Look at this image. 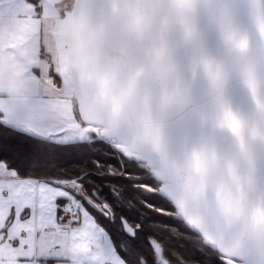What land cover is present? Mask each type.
<instances>
[{"label":"snow or ice","instance_id":"snow-or-ice-1","mask_svg":"<svg viewBox=\"0 0 264 264\" xmlns=\"http://www.w3.org/2000/svg\"><path fill=\"white\" fill-rule=\"evenodd\" d=\"M0 264H264V0H0Z\"/></svg>","mask_w":264,"mask_h":264},{"label":"clouds","instance_id":"clouds-1","mask_svg":"<svg viewBox=\"0 0 264 264\" xmlns=\"http://www.w3.org/2000/svg\"><path fill=\"white\" fill-rule=\"evenodd\" d=\"M243 181L245 184H249L253 187H255V181L253 180V178L251 177L250 174H245L243 177H242Z\"/></svg>","mask_w":264,"mask_h":264}]
</instances>
